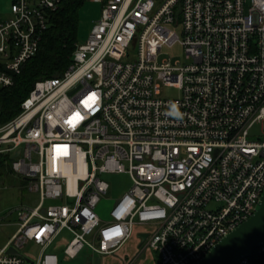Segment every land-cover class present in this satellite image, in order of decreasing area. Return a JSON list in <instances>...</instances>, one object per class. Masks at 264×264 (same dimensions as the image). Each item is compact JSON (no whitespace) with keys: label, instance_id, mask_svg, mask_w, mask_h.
Instances as JSON below:
<instances>
[{"label":"built area","instance_id":"built-area-1","mask_svg":"<svg viewBox=\"0 0 264 264\" xmlns=\"http://www.w3.org/2000/svg\"><path fill=\"white\" fill-rule=\"evenodd\" d=\"M91 1L102 15L67 71L38 81L20 114L0 122V154L39 196L18 210L0 264H61L60 254L74 261L84 252L94 264L137 226L140 249L158 264H196L264 194V134H250L264 124V0ZM61 3L12 0L11 17L0 16V92L38 54ZM165 88L180 95L163 96ZM119 173L133 185L104 221L103 176ZM64 232L71 240L60 253ZM30 244L37 255L23 251ZM238 264H264V244Z\"/></svg>","mask_w":264,"mask_h":264},{"label":"rangeland","instance_id":"rangeland-1","mask_svg":"<svg viewBox=\"0 0 264 264\" xmlns=\"http://www.w3.org/2000/svg\"><path fill=\"white\" fill-rule=\"evenodd\" d=\"M12 0H0V16L3 19L11 17L10 8ZM103 11V4L87 1L80 10V20L78 26V41L85 42L90 34L92 26L96 20L100 18ZM178 56L182 55V51L177 48L173 51ZM169 57V54L163 58ZM182 62H189L186 58H178ZM162 58L160 59V61ZM180 92L175 88H165L163 96L168 98H177ZM251 137L259 139L264 134V124L257 123L250 132ZM103 179L109 184L110 190L107 198H103L96 207V213L104 221L110 219V211L115 203L122 198L132 187V180L128 174H106ZM39 201L37 194L30 193L24 188V183L19 177L15 176L11 167L8 171L6 168L0 169V248L10 241L12 236L17 232L20 224L18 209L25 206H36ZM52 204V203H48ZM71 240V235L64 232L59 238L57 243H62L58 250L65 248V243ZM25 253L30 255H37L39 248L33 244L27 245L24 250ZM61 255V264H92V257H87V252L82 254V257L74 261H64Z\"/></svg>","mask_w":264,"mask_h":264},{"label":"trees","instance_id":"trees-1","mask_svg":"<svg viewBox=\"0 0 264 264\" xmlns=\"http://www.w3.org/2000/svg\"><path fill=\"white\" fill-rule=\"evenodd\" d=\"M89 0H62L52 13L38 54L16 76L14 86L0 92V122L6 124L21 112L22 102L40 80L62 77L72 63L78 41L80 10ZM12 158L0 154V169L11 167Z\"/></svg>","mask_w":264,"mask_h":264},{"label":"water","instance_id":"water-1","mask_svg":"<svg viewBox=\"0 0 264 264\" xmlns=\"http://www.w3.org/2000/svg\"><path fill=\"white\" fill-rule=\"evenodd\" d=\"M180 14V7L177 17ZM20 150L13 156L17 158ZM147 238L142 236L143 241ZM264 244V194L254 215L239 228L222 239L200 262L196 264H238L248 257L259 246ZM7 254L20 255V252L10 247ZM95 264H102L101 258H96Z\"/></svg>","mask_w":264,"mask_h":264},{"label":"crops","instance_id":"crops-1","mask_svg":"<svg viewBox=\"0 0 264 264\" xmlns=\"http://www.w3.org/2000/svg\"><path fill=\"white\" fill-rule=\"evenodd\" d=\"M6 169L9 171L10 167L8 166L6 167ZM15 176L19 177V179L22 180V182L24 183V188H26L25 181L20 176L16 174ZM144 228L145 227L137 226L135 228L133 237L117 253L111 256H105L101 258L102 264H125L127 260L133 258H135V264H158L156 254L154 252L148 249H140L139 234ZM8 242L0 248V251L8 244ZM59 252L61 253L62 251L59 250ZM87 254V257H89L90 253L87 252Z\"/></svg>","mask_w":264,"mask_h":264},{"label":"snow or ice","instance_id":"snow-or-ice-1","mask_svg":"<svg viewBox=\"0 0 264 264\" xmlns=\"http://www.w3.org/2000/svg\"><path fill=\"white\" fill-rule=\"evenodd\" d=\"M90 100H94V97H89L88 100H86L84 102L86 106H90V104H89ZM78 118H80V117H79V114L77 113L76 116L73 117V120L78 119ZM69 123H72V120H70Z\"/></svg>","mask_w":264,"mask_h":264}]
</instances>
